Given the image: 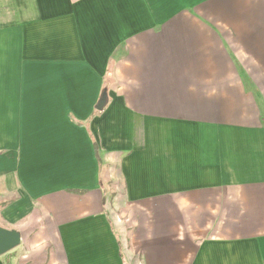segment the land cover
<instances>
[{"label":"crops","instance_id":"0c3cea01","mask_svg":"<svg viewBox=\"0 0 264 264\" xmlns=\"http://www.w3.org/2000/svg\"><path fill=\"white\" fill-rule=\"evenodd\" d=\"M0 228V264H264V0H0Z\"/></svg>","mask_w":264,"mask_h":264},{"label":"water","instance_id":"95a60500","mask_svg":"<svg viewBox=\"0 0 264 264\" xmlns=\"http://www.w3.org/2000/svg\"><path fill=\"white\" fill-rule=\"evenodd\" d=\"M106 104V94L104 93L96 106L97 111H101ZM19 233L13 230L0 228V257L11 252L20 245Z\"/></svg>","mask_w":264,"mask_h":264},{"label":"rangeland","instance_id":"374dc122","mask_svg":"<svg viewBox=\"0 0 264 264\" xmlns=\"http://www.w3.org/2000/svg\"><path fill=\"white\" fill-rule=\"evenodd\" d=\"M118 201H119V200H115V203L113 202V203H114V205H116V202L118 203V205H117V206H119V205H120V206H121V205H123V204L119 203ZM112 210H113V209H112ZM114 210H115V212L117 213V215H116V216H118V217H119V216H120V214L117 212L116 208H114ZM111 215H112L113 219H116V216H115V214H112V213H111Z\"/></svg>","mask_w":264,"mask_h":264},{"label":"trees","instance_id":"16d2710c","mask_svg":"<svg viewBox=\"0 0 264 264\" xmlns=\"http://www.w3.org/2000/svg\"><path fill=\"white\" fill-rule=\"evenodd\" d=\"M95 151H97V149H95Z\"/></svg>","mask_w":264,"mask_h":264}]
</instances>
